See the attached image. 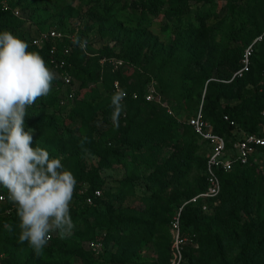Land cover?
I'll return each instance as SVG.
<instances>
[{
	"label": "trees",
	"instance_id": "16d2710c",
	"mask_svg": "<svg viewBox=\"0 0 264 264\" xmlns=\"http://www.w3.org/2000/svg\"><path fill=\"white\" fill-rule=\"evenodd\" d=\"M34 1L42 5L44 10L52 9V12H72L73 9L66 0ZM80 1L83 2L84 13L95 24L100 37L109 39L111 44L104 45L89 57L86 49L80 50L77 44H70L67 39L57 44L53 63H57L61 48L69 45L70 54L63 59L69 65L65 70L72 77V84L79 81L63 126L69 129L68 126L74 125L79 134L67 130L65 139L57 138L53 114L47 116L41 106L42 103H54L59 96L55 80L49 95L37 99L36 107L27 108L25 130H34L35 143L45 137L56 138V151L67 155L66 158L75 152L88 150L97 155L96 166L84 174L88 184L86 192L83 195L73 194L70 215L75 227L72 233L80 240L102 243L101 253L96 255L101 258L100 262L84 257L83 264H133L143 242L159 241L162 236L166 247L167 211L170 208L169 204L161 203V191L172 181L183 179L182 168L186 167L187 158L192 156L194 149L188 143L180 148L176 161L158 159L154 145L163 144L174 135L178 126L177 118L165 113L151 101H144V93L138 82L128 83L129 76L122 75L118 67L112 69L110 60H120L142 74L152 76L159 93L180 110L186 111L192 103L196 109L200 106L202 119L230 148L239 131H258L259 112L264 102V19L260 18L264 0H258L247 16L242 14L250 25L247 30L239 33L238 28L237 31L224 28L221 36L213 42L210 38L211 23L218 17L211 10L214 0ZM11 4L20 11L28 7L26 0H11ZM224 7L233 9L228 3ZM26 21V18H16L9 12L0 13V33L8 31L21 39L25 33H29L28 29L23 28ZM158 21H163V25L158 28L161 34L169 28L174 29L169 42H164L163 38L161 41L158 35L150 31L152 23ZM56 30L65 32L64 29ZM41 31L44 30H38ZM81 35L78 33L75 37L82 40ZM257 37L260 39L252 44L249 70L240 78L231 79V75L239 68L242 47ZM50 44L44 43L40 49L29 47L28 51L37 52L46 67L53 70L54 65L48 56ZM201 61V66L195 71L193 64ZM114 81L120 90L127 93L123 100L124 118L119 128H114L110 119L113 111L111 98L115 94L112 90ZM185 81H189V84ZM88 82L92 85L88 86ZM194 86L196 92L191 90ZM85 90L88 92L80 94ZM224 115L233 122V126L222 119ZM97 118L105 128L93 139L91 134L95 132L94 122ZM184 125V129L198 138L188 125ZM85 137L87 141L82 143ZM125 154H129L130 161L138 162L151 172L139 178L134 167L126 165L123 178L115 185L117 192L112 194L106 191L101 194L96 183V172L107 169L111 163L125 162ZM260 155H264V146L257 149L254 160ZM254 160L243 166L234 164L228 172L216 173L219 193L211 203H207L206 212H201L199 205L185 204L182 207L178 219L179 237H184L187 232L196 235L203 254L194 257L182 250L181 264H264V216L256 220L250 215L252 205L257 203L255 194L259 173L253 164ZM200 162L204 171L205 158ZM201 179L202 186L197 193L204 190V177ZM138 184L143 185L139 191L144 193L142 196L147 207L115 208V201L135 196ZM95 190L99 191V196L92 198L91 205L84 204L85 196H91ZM0 191L6 189L0 186ZM216 200L221 207H214ZM3 206H0V210ZM220 214L232 226L229 241L212 228ZM19 222L16 208L8 216L0 218V253L3 256L0 264H36L35 260L29 258L20 262L11 255H3L6 246L1 240L19 237ZM7 225L12 226V231H8ZM96 232L102 233L101 238H97ZM53 242L58 244V249H44L40 255L43 260L63 264H67V260L73 264L79 263L74 258L79 252L83 255L79 247H67L63 241ZM23 245L30 247L27 242ZM228 245L237 250L231 261L224 258ZM111 246L116 248L114 252H109Z\"/></svg>",
	"mask_w": 264,
	"mask_h": 264
},
{
	"label": "rangeland",
	"instance_id": "374dc122",
	"mask_svg": "<svg viewBox=\"0 0 264 264\" xmlns=\"http://www.w3.org/2000/svg\"><path fill=\"white\" fill-rule=\"evenodd\" d=\"M257 1L258 0H214L211 10L218 17L212 20L211 23V41L213 42L214 40L218 39L221 36V32L222 30H224V28H227V31H234L238 28L237 30L239 33H243V30H247L250 25L249 23H247L245 16H242V14H246L247 16L248 12L257 3ZM66 3L70 4V6L73 8L72 12L66 10L59 13L55 11L52 12V9L44 10L42 8V5H38L34 0H26V4H28V7L21 11V17L23 19L26 18L27 20L23 25V28L28 29L29 33L32 34L38 32L39 29L45 30L51 28L64 29L65 33L73 34L74 36H77L78 33H81L82 40H87L88 42L86 47V54L88 57L92 56L98 49L102 48L104 45L111 44L109 39L100 37L99 33L96 30L95 24L93 25V22L89 20L87 14L84 13L85 11L83 2H81L80 0H66ZM226 3L232 5L233 9L229 10L224 7ZM262 10L263 12L260 14V18L264 19V6ZM160 25H163V21L153 22L150 31L155 35H158L159 38H161V41L164 40V42H169L168 40L173 37L172 34L174 33V29L169 28L166 33L163 32L164 34H161L160 30L158 29ZM255 39L256 38L252 39L248 45H245V47H242V53L248 48L249 45L253 44ZM252 50L253 49L251 47V52ZM116 61L120 63L118 65V70L122 72V75L129 76L128 83L138 82L139 86H141L142 88L143 93H145L147 90H153V100L151 101V103L162 108L165 113H167V110L170 111V114L175 115L177 118L178 126L174 131V135H172L170 139L166 140L163 144L154 145V153L157 154L158 159H171L172 161H176L180 154V148L188 143L194 149L192 156H189L187 158L186 167L182 168L184 169L183 179H180L179 181H172V183L164 187L161 191V203L164 202L165 204H169L170 208V210L167 211L168 243L166 247L165 241L162 236L161 240L159 241L152 240L149 242H143L140 246V252L135 257L136 261L133 262V264H172L173 259L171 255V246L173 243V236L169 230V221L171 217L175 215L178 208L184 202H186V200L188 199H186V196H189L190 194V196L197 194L198 190L202 186L201 178L203 176V165L200 160L206 158L209 152V148L205 143H202L198 138H196L188 129L183 128L185 127L184 123L187 125L186 120L193 117L194 113L197 110L194 103H192L186 111L180 110L178 106L172 103V101L168 100L167 97L159 93L157 83L152 76L148 77L147 75L142 74L140 71H138V69L133 68L132 66H128L122 63V61L120 60ZM202 62L203 61L193 64V68L195 71L199 69ZM90 66L92 67L91 64ZM78 83L79 81H74L73 83L74 92L77 88ZM185 83L188 85L189 81H185ZM91 85V82H88V86ZM191 90H194L196 92L197 89L194 86L191 88ZM87 92L88 91L85 90L83 92H80V94L83 95ZM71 101L65 100L64 96H58L54 103L50 105L42 103L41 105L47 116L53 114V128L56 132L55 134L57 138L65 139L68 135L67 130L72 131L75 134H79L78 128H76L74 125L68 126L69 129H65L63 126V120L66 119V115L68 112L67 108H69L68 106L71 105ZM36 106L37 104H34L30 106V108ZM124 113L125 111L120 117L119 125H121V122L124 118ZM38 119L42 120L41 117H39ZM104 128V125H102L97 118L94 122V129L96 133L93 132L91 134L93 139H96L98 136V132L103 131ZM45 138L46 139H38L36 143L32 140L30 147L35 149L37 146H39L47 149L50 159L63 157L62 164L64 165L65 169L73 174V176L77 180V185L88 186V184L84 180V174H87L91 171L92 168L96 166L98 160L97 155L89 153L88 150L83 152H75L72 154V156L69 155L66 158L67 155H62L56 151V138ZM124 160L125 162L121 164L111 163L107 169H102L101 171L96 172V183L99 184L98 188L101 194L106 191H109L112 194L117 192V188L115 187V185L121 178H123L126 165L134 167L137 173V177L139 178L146 176L151 172V170H149L148 168L140 166L138 162L130 161L129 154L124 155ZM253 164H255L258 170L257 172L259 174L257 178L258 189L255 194L257 203H254L252 205L250 215L253 219L260 220L264 216V155L256 157ZM136 187L138 189L135 193V196L125 197L122 200L115 201L114 207L146 208L147 206L142 196L144 195V193L141 194L139 191L140 189H143V185L138 184ZM214 207H221L218 200L214 202ZM216 219V224L212 227L213 230L217 231L219 235L229 241V236L232 231L231 224L225 219L222 214L218 215ZM101 234L102 233L100 232L95 233L97 238H101ZM56 240L59 242H65V246L67 247H79L81 249L83 255L81 256L79 252V254L74 257L76 261L79 262L75 264H83L82 262H84V257H86L88 260H93L96 263L100 262L101 260V258L96 257L95 255H93V253L85 248V243L88 239L80 240L72 232L70 235L63 238L58 232L52 233L51 241H49L48 245L44 249H47L49 247L58 249V244L53 242ZM1 241H4L6 246V253H4L3 255H11L20 262L29 258L31 260H35L36 264H63V262L55 263L49 260H43L40 256L37 257L31 247H26L23 244L19 243L18 237L7 241ZM0 244H2V242H0ZM180 246L185 253H189L194 257H198L200 254H203V251L199 247L196 235L190 234V232H187L184 235ZM115 249L116 248L114 246H111L109 252H114ZM161 249H163V251H161ZM236 251L237 250L232 248L231 246H226L224 258L228 261H231L235 256ZM67 262V264L72 263L68 260Z\"/></svg>",
	"mask_w": 264,
	"mask_h": 264
},
{
	"label": "clouds",
	"instance_id": "9594fccd",
	"mask_svg": "<svg viewBox=\"0 0 264 264\" xmlns=\"http://www.w3.org/2000/svg\"><path fill=\"white\" fill-rule=\"evenodd\" d=\"M73 43L83 50L88 42L76 38ZM28 48L12 33H0V186L16 205L19 243L27 242L39 257L52 233L63 238L75 227L70 202L77 180L65 169L63 157L50 159L47 149L30 147L34 130L25 131L27 108L49 95L56 74ZM126 95L121 89L111 98L114 128H119ZM86 141L87 137L82 143ZM7 229L12 231V226Z\"/></svg>",
	"mask_w": 264,
	"mask_h": 264
},
{
	"label": "built area",
	"instance_id": "2783aa9c",
	"mask_svg": "<svg viewBox=\"0 0 264 264\" xmlns=\"http://www.w3.org/2000/svg\"><path fill=\"white\" fill-rule=\"evenodd\" d=\"M9 12L14 17L20 18L21 11L11 4V0H0V13ZM63 39H67L69 43L73 44V40L76 37L73 34H67L56 29H48L41 32H36L35 34L25 33L21 40L26 41L29 47H34L40 49L44 43H51L48 49V56L50 57V62L53 63V58H55L57 51V44L61 43ZM260 37H257L254 42L258 41ZM253 42V43H254ZM77 47L82 50L79 45ZM252 44L242 53L239 60V68L232 74L231 79L240 78L244 73L249 70V56L251 54ZM82 51H85L83 49ZM70 54V46H64L61 48L60 57L57 59V63H53L54 69L52 70L56 74V83L58 84L59 96H64L65 100H72L73 98V84L72 77L66 72L65 68L69 65L65 64L63 60ZM109 61V60H108ZM103 59L99 61L101 64ZM110 64L112 69H116L120 64L118 61L111 59ZM112 90L116 93L119 89L117 82H113ZM153 90H147L144 93L143 99L146 102L153 100ZM134 98L135 95L133 94ZM72 102V101H71ZM62 103V102H60ZM170 114V111H166ZM222 119L228 123L229 126H233V122L228 119L226 115L222 116ZM187 125L193 130V132L198 136L199 140L208 146V154L205 158L204 164V190L191 196L186 202H184L177 210L174 216L171 217L169 221V230L173 236V243L171 246L172 264H181V242L183 237H179V213L185 204L199 205L201 212L207 211V203L212 202L219 193V180L216 175L217 172H228L234 164L246 165L250 161L254 160V156L259 147L264 146V102L263 106L259 112V124L258 131L256 133H244L238 132L236 140L231 144L230 148L225 146L222 137L216 135L209 123L204 121L201 117L200 106L197 108L193 117L186 120ZM87 187L85 185L79 186L74 189L73 194L83 195L86 192ZM99 191L95 190L92 192L91 196H85L84 204L91 205L92 198L98 197ZM3 206L0 210V218L8 216L16 205L13 204L9 198L6 191H0V206ZM85 248L93 253V255H98L102 250V243L99 241H87L85 243ZM0 253V259L2 258Z\"/></svg>",
	"mask_w": 264,
	"mask_h": 264
},
{
	"label": "crops",
	"instance_id": "0c3cea01",
	"mask_svg": "<svg viewBox=\"0 0 264 264\" xmlns=\"http://www.w3.org/2000/svg\"><path fill=\"white\" fill-rule=\"evenodd\" d=\"M29 34H32V33H29Z\"/></svg>",
	"mask_w": 264,
	"mask_h": 264
}]
</instances>
